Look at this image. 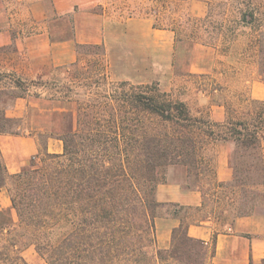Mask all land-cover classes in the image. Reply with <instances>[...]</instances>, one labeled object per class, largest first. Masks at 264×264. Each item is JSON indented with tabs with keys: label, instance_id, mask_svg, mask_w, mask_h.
Returning <instances> with one entry per match:
<instances>
[{
	"label": "trees",
	"instance_id": "1",
	"mask_svg": "<svg viewBox=\"0 0 264 264\" xmlns=\"http://www.w3.org/2000/svg\"><path fill=\"white\" fill-rule=\"evenodd\" d=\"M206 21L189 18L181 25L191 28L188 38H193ZM216 31L224 39V52L234 47L236 27L222 23ZM200 43L219 47L217 41ZM257 44L261 51V39ZM4 80L11 89H0V136H22L23 121L9 117L6 108L9 100L30 97V85L12 74H1L0 83ZM92 93L83 94L85 102L70 94L35 96L58 104L48 135H38L40 163L33 161L10 174L0 149V191H8L17 216L8 218V211H0V252L12 257L33 246L46 264H208L214 252L188 229L212 220L231 223L230 215L233 221L258 213L256 201L264 203L262 195H255L264 187V126L229 116L224 122L199 118L185 102L156 87ZM65 102L72 106L60 105ZM50 139L63 142L61 154L49 152ZM210 144L234 146L231 181L217 180L216 164L206 156ZM175 165L186 167L190 177H205L209 189L199 187L201 207L157 200L158 186ZM249 190L253 198L247 210L242 203L247 197L240 195ZM166 216L180 225L173 230L170 248L161 249L156 222Z\"/></svg>",
	"mask_w": 264,
	"mask_h": 264
},
{
	"label": "rangeland",
	"instance_id": "2",
	"mask_svg": "<svg viewBox=\"0 0 264 264\" xmlns=\"http://www.w3.org/2000/svg\"><path fill=\"white\" fill-rule=\"evenodd\" d=\"M191 1L60 0L61 5L73 6L59 14L54 0H0V31L12 37V43L0 47V75L12 74L30 85V97L8 101L7 115L23 121L22 136L37 142L39 134L48 135L46 131L51 130L55 120L53 109L58 104L35 96L64 97L72 95L66 89H73L80 96L72 97L85 102L83 94L89 91L103 96L120 89L149 86L185 102L199 118L224 122L229 116L264 126V105L252 104L249 95L253 82L264 84V0H196L195 13L190 10ZM202 3L205 13L199 15ZM43 13L47 18L38 20ZM129 18L137 22H128ZM189 18H207L203 29L193 38H188L191 28L181 25ZM242 18L249 23H242ZM80 23H85L92 34L84 35L85 42L76 44L73 63L44 65L38 53L26 46V38L43 30L48 32L51 42L75 40L76 26ZM222 23L237 28L235 45L227 52L222 49L224 39L216 36V27ZM96 39L100 43H93ZM258 39L263 43L261 51ZM201 41H217L219 47L215 49ZM10 87L9 80L0 83V89ZM93 97L96 101L97 96ZM60 105L72 106L67 102ZM217 106L224 109L218 110ZM219 112L224 114L221 121L214 118ZM233 148L232 144H210L206 156L217 170L218 155L226 150L232 152ZM58 149L63 152V142L50 139L49 152L61 154L56 152ZM35 157L28 158L26 165L33 161L40 163L42 156ZM190 183L205 192L209 189L203 176H191ZM218 193L222 196L221 191ZM245 195L247 199L242 203L249 210L253 193L249 190L240 196L245 199ZM255 195L264 197V187L255 191ZM256 205L257 212L264 213V203L256 201ZM7 214L8 218L17 219L14 210H8ZM232 219L230 215L228 222ZM156 229L158 235L159 224ZM2 251L0 264H46L33 246L12 257Z\"/></svg>",
	"mask_w": 264,
	"mask_h": 264
},
{
	"label": "crops",
	"instance_id": "3",
	"mask_svg": "<svg viewBox=\"0 0 264 264\" xmlns=\"http://www.w3.org/2000/svg\"><path fill=\"white\" fill-rule=\"evenodd\" d=\"M196 0L191 1L190 10L195 11ZM201 3V2H200ZM55 9L59 14L68 11L73 5H61L60 0H54ZM64 6V7H63ZM202 12L205 13V4L202 3ZM47 18L45 13L38 19ZM104 20V19H103ZM128 22H137L129 18ZM95 26H93L94 28ZM85 23L77 24L75 40L51 42L46 31L33 33L26 38L28 50L33 49L42 58L43 64L48 66H64L76 61V44L84 43V35H90ZM96 30L99 26L95 27ZM89 33V34H88ZM12 43V37L6 31H0V47ZM93 43H100L99 40ZM253 100L264 101V84L253 82L249 91ZM218 110L224 109L217 106ZM221 112L214 116L217 121L222 120ZM0 149L3 161L10 174L18 173L27 163V159L38 154V144L32 137L0 136ZM61 153V149L56 150ZM230 152L223 151L218 155L216 170L217 180L229 182L233 179V170L230 167ZM186 167L181 165L170 166L166 173V181L157 188L156 198L161 203H174L182 206L201 207L204 201L201 189L190 183ZM12 209L11 199L7 190L0 191V211ZM161 232L157 235L158 246L168 249L172 243L173 230L179 226V220L162 218L156 222ZM191 237L205 241L210 251L214 252L208 264H264V213L241 216L231 223L207 221L201 225H191L188 229Z\"/></svg>",
	"mask_w": 264,
	"mask_h": 264
}]
</instances>
